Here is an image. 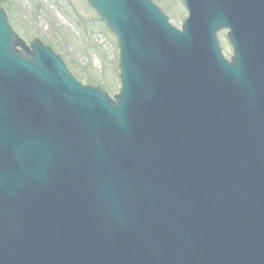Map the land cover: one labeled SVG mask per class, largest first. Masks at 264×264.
<instances>
[{
	"label": "water",
	"instance_id": "obj_1",
	"mask_svg": "<svg viewBox=\"0 0 264 264\" xmlns=\"http://www.w3.org/2000/svg\"><path fill=\"white\" fill-rule=\"evenodd\" d=\"M87 1L114 100L0 7V264H264V0Z\"/></svg>",
	"mask_w": 264,
	"mask_h": 264
},
{
	"label": "rangeland",
	"instance_id": "obj_2",
	"mask_svg": "<svg viewBox=\"0 0 264 264\" xmlns=\"http://www.w3.org/2000/svg\"><path fill=\"white\" fill-rule=\"evenodd\" d=\"M179 27L186 17L181 0H151ZM13 31L28 44L50 47L83 83L108 95L118 92L117 42L86 0H0ZM223 55L231 57L226 31L217 33Z\"/></svg>",
	"mask_w": 264,
	"mask_h": 264
}]
</instances>
